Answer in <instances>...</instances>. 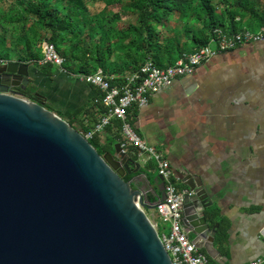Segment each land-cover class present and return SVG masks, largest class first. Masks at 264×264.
<instances>
[{
	"label": "water",
	"instance_id": "water-1",
	"mask_svg": "<svg viewBox=\"0 0 264 264\" xmlns=\"http://www.w3.org/2000/svg\"><path fill=\"white\" fill-rule=\"evenodd\" d=\"M29 64L0 62V264H172L125 174L139 161L120 143L103 154L53 110L26 97ZM35 95L39 93L34 91ZM181 181L182 223L210 246L215 211L198 175Z\"/></svg>",
	"mask_w": 264,
	"mask_h": 264
},
{
	"label": "crops",
	"instance_id": "crops-1",
	"mask_svg": "<svg viewBox=\"0 0 264 264\" xmlns=\"http://www.w3.org/2000/svg\"><path fill=\"white\" fill-rule=\"evenodd\" d=\"M25 62L27 88L41 94L47 108L65 119L80 110L74 124L94 127L101 117L94 100L100 91L82 72ZM126 121L169 161L177 187L187 188L181 181L187 173L202 180L215 211L209 224L217 223L211 245L198 247L209 264H246L264 254V39L219 52L175 77L147 103L133 104ZM97 132L114 143L126 141L118 118ZM125 150L139 161L128 174L131 184L154 202L162 192L155 161H141L130 142ZM147 212L154 214L153 208Z\"/></svg>",
	"mask_w": 264,
	"mask_h": 264
},
{
	"label": "trees",
	"instance_id": "trees-1",
	"mask_svg": "<svg viewBox=\"0 0 264 264\" xmlns=\"http://www.w3.org/2000/svg\"><path fill=\"white\" fill-rule=\"evenodd\" d=\"M85 1L0 0V58L14 56L36 63L41 42L46 40L60 50L69 70L90 73L101 68L118 83L125 72L147 60L158 66L174 63L183 52L206 45L215 37V29L234 34L242 28L264 27V0H95L102 9L90 14V19ZM112 4H119V9H109ZM9 10L16 13L8 17ZM122 12L135 18L125 27L117 25ZM68 33H72L69 38ZM24 95L47 107L34 88ZM79 112L66 120L84 132L90 127L74 124ZM104 112L99 104L98 115ZM88 140L100 154L112 150L114 144L113 138H101L97 131Z\"/></svg>",
	"mask_w": 264,
	"mask_h": 264
},
{
	"label": "built area",
	"instance_id": "built-area-1",
	"mask_svg": "<svg viewBox=\"0 0 264 264\" xmlns=\"http://www.w3.org/2000/svg\"><path fill=\"white\" fill-rule=\"evenodd\" d=\"M215 34L206 45L183 52L172 64L158 66L150 60L145 61L139 68L128 72L123 80L116 81L118 83H113L100 68L90 73L79 74L86 82L99 89L100 94L94 100L105 108V113L94 127L82 134L89 138L93 132L107 125L110 119H121L122 131L126 137V141L120 143L121 149L125 152L126 143L130 142L137 148V155L141 161L153 159L156 163L157 173L163 179L165 194L163 199L155 202L151 220L172 264H209L206 255L191 240L182 223L183 197L185 194L190 195L191 191L175 185L169 161L154 147L140 139L126 121V116L133 104L141 106L147 103L151 94L168 87L175 77L191 72L197 65L215 54L231 50L245 42L264 39V27L257 30L242 28L234 34L215 29ZM7 61L0 58V62ZM38 62H50L62 68L63 57L57 53L52 42L44 40L41 42V58ZM174 177L178 179V176ZM159 222L168 224L167 233L159 231ZM260 234L264 236V223L260 228ZM263 261L264 254L246 264H261Z\"/></svg>",
	"mask_w": 264,
	"mask_h": 264
},
{
	"label": "rangeland",
	"instance_id": "rangeland-1",
	"mask_svg": "<svg viewBox=\"0 0 264 264\" xmlns=\"http://www.w3.org/2000/svg\"><path fill=\"white\" fill-rule=\"evenodd\" d=\"M85 5H86V7L88 9L87 12H86L88 14V19H90V14H92L94 12L101 11V9H102V4L100 2H98V1H95V0H86L85 1ZM109 9H111L112 11H116V10L119 9V4H112L111 6H109ZM15 13H16V10H9L7 15L9 17V16H13ZM134 19H135L134 16H128L125 13L122 12L120 19L117 21V25L120 26V27H125L129 22H133ZM16 33H17L16 30L12 31L13 35L16 34ZM71 35H72V33H68V38ZM57 53L60 55V50H57ZM12 54L13 53H10L9 55L12 56ZM9 60H15L14 56H12L11 59H9ZM51 66H52L51 67L52 69H55L56 67L57 68L60 67L59 65H56V64H53ZM62 67L65 68V69H68V70L70 69L67 65H64V64L62 65ZM156 219H157V217H156ZM159 225H160V228H159L160 232H165V233L168 232V224L167 223L159 222Z\"/></svg>",
	"mask_w": 264,
	"mask_h": 264
}]
</instances>
